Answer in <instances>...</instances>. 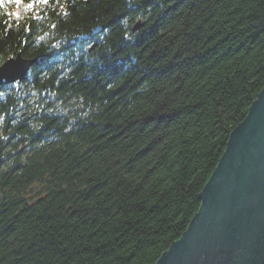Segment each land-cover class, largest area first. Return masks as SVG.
I'll list each match as a JSON object with an SVG mask.
<instances>
[{
	"label": "trees",
	"instance_id": "1",
	"mask_svg": "<svg viewBox=\"0 0 264 264\" xmlns=\"http://www.w3.org/2000/svg\"><path fill=\"white\" fill-rule=\"evenodd\" d=\"M12 1L0 64L37 60L0 87V264H153L264 88V0H51L22 18Z\"/></svg>",
	"mask_w": 264,
	"mask_h": 264
},
{
	"label": "water",
	"instance_id": "2",
	"mask_svg": "<svg viewBox=\"0 0 264 264\" xmlns=\"http://www.w3.org/2000/svg\"><path fill=\"white\" fill-rule=\"evenodd\" d=\"M30 61L0 68V81L22 79ZM180 237L153 264H264V88L230 132Z\"/></svg>",
	"mask_w": 264,
	"mask_h": 264
},
{
	"label": "snow or ice",
	"instance_id": "3",
	"mask_svg": "<svg viewBox=\"0 0 264 264\" xmlns=\"http://www.w3.org/2000/svg\"><path fill=\"white\" fill-rule=\"evenodd\" d=\"M3 2H4V0H0V6H2ZM15 2L17 4H19L21 2V0H15ZM28 7H31V5H28Z\"/></svg>",
	"mask_w": 264,
	"mask_h": 264
},
{
	"label": "bare ground",
	"instance_id": "4",
	"mask_svg": "<svg viewBox=\"0 0 264 264\" xmlns=\"http://www.w3.org/2000/svg\"><path fill=\"white\" fill-rule=\"evenodd\" d=\"M26 77L24 76V79H25ZM71 80H73V78L71 79Z\"/></svg>",
	"mask_w": 264,
	"mask_h": 264
}]
</instances>
